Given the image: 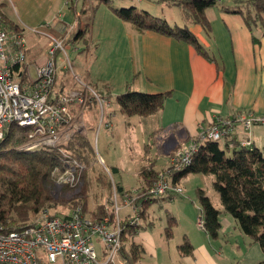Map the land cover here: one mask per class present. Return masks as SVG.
Returning a JSON list of instances; mask_svg holds the SVG:
<instances>
[{
    "label": "crops",
    "instance_id": "obj_1",
    "mask_svg": "<svg viewBox=\"0 0 264 264\" xmlns=\"http://www.w3.org/2000/svg\"><path fill=\"white\" fill-rule=\"evenodd\" d=\"M55 1H38L37 7L46 11L51 8L56 12L50 21L45 18L33 21L23 18L24 0H12L13 8L18 13L22 11V16L16 22L23 36L25 29L34 32L42 22L47 24L43 27L45 29L34 33L46 35L43 33L46 32L58 36L67 33L66 29L69 30L75 23L72 5L78 10L77 2L63 0V6H60ZM88 1L90 5L94 0ZM61 7L63 10H59ZM142 7L153 14L150 3H143ZM88 14L90 12L85 11L83 18ZM206 14L211 27L208 33L205 34L199 24H189V27L207 52L217 58V62L202 55L186 41L153 30H136L103 3L97 5L94 18H91V42L88 49L83 51L87 63L83 72L88 80L94 83L102 81L100 83L106 84L113 94L125 88L148 93L170 91L160 111L136 117L137 124H140V118H155L157 128L149 133L150 142L144 145V149L147 145L151 153L150 149L155 145L156 156L151 157L156 165L160 163L161 168L169 165L170 152L177 147L183 148L187 141L196 136L199 124L207 126L215 117L233 120L229 127L230 137L249 141V145L264 150V124H253L246 128L239 119H234L249 111L257 115L264 114V13L260 17L262 21L257 16L223 12L217 6L208 7ZM26 47V69L31 66L30 63L36 68L45 62L46 54H34L31 45L27 44ZM29 76L33 81L35 77ZM108 114L107 119L110 118L112 124V112ZM155 131L157 133L153 137L151 133ZM207 176L204 175L203 180L212 184V179ZM225 219L229 222V230L221 232L220 228L213 239L199 227L197 221L194 223L189 219L188 230L181 238L182 242L185 237L188 239L192 246L191 253L181 254V242L176 247L179 259L174 264H257L264 261V251L260 246L241 233L234 219ZM137 224L132 241L141 245L143 253L144 235L150 234L147 229H141L137 234L140 227ZM234 235L238 239L235 245L229 240ZM227 245L229 255L224 257L221 249ZM141 258L139 264H143ZM40 260V264H63L60 259L49 262L44 257Z\"/></svg>",
    "mask_w": 264,
    "mask_h": 264
},
{
    "label": "trees",
    "instance_id": "obj_2",
    "mask_svg": "<svg viewBox=\"0 0 264 264\" xmlns=\"http://www.w3.org/2000/svg\"><path fill=\"white\" fill-rule=\"evenodd\" d=\"M83 1L86 2L87 0ZM112 2L113 0H94L90 5L81 6L78 10L72 5L75 13V23L67 30L65 35L57 37L63 41V46L68 45L73 50L78 51L88 49L91 42L89 38L92 25L91 18L97 5L103 3L116 16L131 24L136 30L141 32L153 30L177 40L186 41L202 55L217 62V58L207 52L191 31L189 24H199L205 34L208 33L211 27L206 9L212 6H217L223 12L257 16L259 19L261 13H264V0H231L229 3H222L218 0H166L167 3L176 4L180 8L184 18V24L180 25L168 23L165 18L151 14L143 7L137 5L116 7ZM2 6L3 2L0 0L1 26L6 28L9 33L22 34L20 25L2 10ZM85 11H89L90 14L84 19ZM41 24H43V27L47 25L44 22ZM43 27L42 29H45ZM57 52L61 53L60 50H57L54 55ZM12 71L23 90L26 86L32 85L33 81L27 74L26 62L14 65ZM55 83L56 77L54 74L51 95L57 96L63 93V88L55 90L53 88ZM93 86V92L85 87L81 89L87 96L89 107L98 104L95 94L104 100L102 106L113 98L120 113L125 116L144 117L155 114L162 109L166 97L170 95V91L148 93L131 88H125L122 92L113 94L104 83ZM104 114L106 117L109 115L106 112ZM222 119L215 117L210 124L222 121ZM234 119L236 118L234 117ZM105 124L111 126L110 118L106 120ZM230 126L225 124V132L219 139H199L198 134L201 129L208 127V125L201 126L199 124L200 129L197 131L196 136L187 141L185 145L192 143L191 141L195 142L191 159L179 167L168 165L166 168H156L155 160L151 157L146 145L142 155V161L144 162L138 168L139 185L136 188L138 192L133 200V207L138 208L136 211L138 216L143 215L150 204L159 198L158 196H152L150 192V189L159 178H163L171 185L180 186L181 180L189 174L210 175L212 187L219 196L222 209L215 207L205 190L198 187L197 197L201 211L202 229L210 236L216 237L221 228L219 214L223 211L228 212L241 233L256 242L264 251V150L249 145V141L243 144V141L230 137ZM27 132H29L27 127L12 122L0 140V225L7 230L20 229L42 209L48 208L58 201L53 196V182H55V169L63 168L62 161L64 157H61L55 148L49 146L24 149L23 144L28 141V135L30 134ZM156 133L157 131L151 134L154 137ZM72 137V140L66 142L68 146L65 147L73 155L75 153L77 159L85 157V155H81L82 151L84 149L88 152L93 146L92 143L81 134ZM221 139H223V144L220 143ZM63 145L64 143H61L59 146ZM112 170L114 171L115 167H112ZM104 185L110 186L108 181L103 182L102 187ZM131 189L133 188L124 189L122 185H116L119 194ZM161 197L172 199L173 195ZM81 201L82 199L79 198L75 204H81L78 203ZM82 207L84 208L83 204ZM102 209V206H98V211L93 213L92 218L98 220L108 214L111 218L114 217L112 211ZM127 216L120 218L122 228L120 255L130 264H139L142 247L132 241L138 224L131 223L132 218ZM175 222L174 216L170 215L165 228L166 237L172 235ZM191 249L192 246L185 237L179 245V251L181 254H189ZM40 259L39 264L42 261ZM257 264H264V261Z\"/></svg>",
    "mask_w": 264,
    "mask_h": 264
},
{
    "label": "rangeland",
    "instance_id": "obj_3",
    "mask_svg": "<svg viewBox=\"0 0 264 264\" xmlns=\"http://www.w3.org/2000/svg\"><path fill=\"white\" fill-rule=\"evenodd\" d=\"M1 1L4 3V9L2 8V10L7 14H10L15 21H19L18 17L22 16V11L18 13L13 8L12 0ZM38 1L41 0H24L26 5H23V18L33 21L39 18H45L50 21L56 11L51 8H47L46 11L42 7H37L36 4ZM73 1L75 3L77 2L78 8H80L81 5L88 6L90 3L88 0L86 2L83 0ZM58 2L60 6H63V0H57L55 1V4ZM143 3H150L153 6L152 13L165 18L168 23L184 24V18L180 8L176 4L167 3L166 0H145L144 2H139L137 0H113L112 2L116 7H126L129 5L142 7ZM59 10H63V8ZM53 11L54 13H52ZM95 12L96 8L94 10V15ZM24 34L26 46L27 44L31 45L34 54H46L49 56L48 49L50 39L48 35L37 34L29 29H25ZM55 37L59 36L55 35ZM78 44L81 45L82 43ZM65 50L70 61V67L68 66L66 55L63 52H57L54 57L56 83L53 85V88L59 90L62 84L61 87L64 92L72 93V91H78L83 96L79 94L82 97V101L78 103L73 100L71 108L67 107L68 109L70 108L68 111L70 112L71 119L62 129L63 132L58 141V144L64 143V145L61 147L57 145L54 147L51 146V148H55L61 157L64 156L62 153L70 155V159L64 156L67 158V161H64L63 159V166L68 164L70 160L72 161L74 159L73 164L76 167L72 165L74 167L71 170H67L66 167L56 169L55 182H53V196L57 198L58 201L48 207L49 212L53 213L58 210L63 211V209H66L67 207H75L79 205L84 211L85 216L92 218L93 213L98 211V206H102L104 210H112V205H114V203L111 202L113 201L114 195H117L118 204L121 206V209L119 211V216L115 212L112 213L114 217L122 218L128 215L130 218H136V211L138 208H134L133 204L122 206L124 204L122 203L121 194H119V192H117L118 194H114V189H116L117 184L122 185L125 189L131 187L136 189L138 187V167L144 162L142 161V155L144 145L150 142V138L148 137L149 133L157 128L155 127V118L154 116H151L148 120H144L145 118L139 117L141 122L140 124H137L136 117L138 118V116H125L120 113L117 103L113 98L107 104H103V106H100L98 102V104L89 107L90 104L86 99L87 96L81 91V89L85 87L93 92V85H100V82L102 81L94 83L91 79L88 80L85 76L83 70L85 66H87V63L84 60L85 54L83 51L73 50V48H70L68 45L65 47ZM30 65L31 66L27 68V70L29 69L30 74L29 72H27V74L28 76L31 75L32 78L36 77L38 66L35 68L33 63H30ZM64 65H67V68L64 67ZM95 97L97 99L96 94ZM53 101L58 102L59 99L55 98ZM108 111L112 112L111 126L105 124L108 117H106L104 113H110ZM27 133L29 134L30 131ZM77 134H81L89 139L93 145L88 152L83 149L81 155H85V157H79L76 153L80 159H77L75 153L73 155L72 152L66 148L68 146L66 142L72 140V136H76ZM67 136L69 137V140L66 138ZM29 139L31 138L28 135V141ZM162 141L163 139L161 140V143ZM220 143L223 144V139L220 140ZM171 144L172 146L174 145L172 141ZM179 148L180 147H177L176 149ZM150 152L151 156H156L157 150L155 145L151 147ZM172 152L169 154V159ZM158 158L160 159V156H158ZM159 164L160 163L156 165L155 163L156 168L158 169L161 168ZM113 166L116 167L114 171L112 170ZM166 167H168V165L162 168ZM203 177L204 174L187 175L180 182L182 188L180 193H173V199L159 197L150 204L143 215H139L134 221L135 223L137 221V223L140 224L137 234H139L141 229H147V232L150 234L144 235V252L142 253L141 258L143 264H174V262L179 259L176 247L182 242V234L188 230L187 227L190 224L189 219H192L195 223L201 216L197 197L198 187L205 190L215 207L222 209L219 196L213 189L211 182L207 183L203 180ZM207 177L211 178L209 175ZM105 181L109 182V187L106 185L102 187L103 182ZM79 198L82 199L81 202H78L81 204H75L76 200ZM85 199L87 202L86 204ZM82 204L84 205V208L82 207ZM171 214L175 217L177 223L173 227L174 230L172 229V237L168 238L165 235V228ZM108 216L110 217L109 214ZM225 217L231 221L233 220L230 213L224 211L221 212L219 214L221 232H226L230 228L229 222ZM213 238L214 237L211 239ZM229 240L235 245V242L238 239L234 235ZM98 248L100 249V242ZM221 250L224 257L229 255V245L223 247ZM44 257V254H41V258Z\"/></svg>",
    "mask_w": 264,
    "mask_h": 264
},
{
    "label": "built area",
    "instance_id": "obj_4",
    "mask_svg": "<svg viewBox=\"0 0 264 264\" xmlns=\"http://www.w3.org/2000/svg\"><path fill=\"white\" fill-rule=\"evenodd\" d=\"M42 27L43 24L33 31L41 32ZM48 37L49 56L44 63L38 65L32 85L26 86L23 90L12 68L26 61L25 38L19 33H9L0 24V140L9 124L17 123L30 131L31 139L23 145L24 149L59 146L62 129L71 119L68 110L73 100L78 103L82 101L83 95L78 91L51 95L55 74L54 54L60 50L66 55V50L62 40L53 35ZM66 59L70 67L67 55ZM64 67L67 68V65ZM55 98L59 101L54 102ZM97 100L102 106L104 100L98 96ZM235 118L239 119L246 128L256 123L264 124V115H254L251 112L240 114ZM232 123L233 121L229 119L213 122L207 128L201 129L198 138L219 139L225 132V124L232 125ZM191 142L183 148L173 150L169 159L170 165L179 167L189 162L195 149L194 142ZM245 143L246 141H243V144ZM60 152L62 153L61 150ZM62 154L70 159V155ZM67 158L64 157V161H67ZM73 162L74 159L63 167L71 170L75 166ZM181 191V186L171 185L163 178H159L150 189L151 195L158 197ZM137 192L136 189L123 191L122 206L133 204ZM114 194H118L116 189ZM111 203L114 205L110 211L119 216L121 206L118 204L117 195H114ZM137 217L138 214L130 222L137 224L134 222ZM197 223L201 226V219L198 218ZM121 231L120 217L111 218L105 215L98 220L88 218L79 205L53 213L49 212V208H44L20 229L7 230L0 225V264H39L41 254H44L49 262L60 259L63 264H129L120 255Z\"/></svg>",
    "mask_w": 264,
    "mask_h": 264
}]
</instances>
